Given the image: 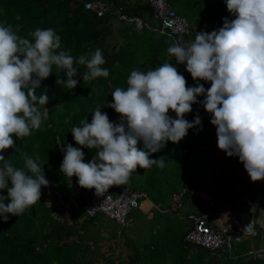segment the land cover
I'll return each instance as SVG.
<instances>
[{
    "label": "trees",
    "instance_id": "1",
    "mask_svg": "<svg viewBox=\"0 0 264 264\" xmlns=\"http://www.w3.org/2000/svg\"><path fill=\"white\" fill-rule=\"evenodd\" d=\"M111 1L124 12L139 15L150 24H155L151 8L142 0ZM170 2L191 24L190 33L178 37V41L182 38L184 44L192 42L197 32L218 30L225 18H235L228 13L225 0ZM83 4L84 0H0V22L11 24L14 29L20 25L18 35L31 39L29 32L37 28H51L61 38L60 50L79 56L91 54L99 48L106 60L102 67L109 70L107 78L83 82L79 74L86 69L78 66V76L75 78L79 83L70 91L64 85L55 83L57 78L65 77L62 70L53 66V73L42 80L37 89V94L44 92L49 97L45 105L48 109L47 119L42 121L41 129L33 130L30 136L19 140L13 137L19 146L18 151L9 148L0 153L5 158L11 156L18 167L24 166L21 153L33 159L38 155V162L50 181L47 188H41L40 201L21 215L16 217L9 214L7 222L0 221V264H263L261 259L252 255L236 259L212 257L207 250L186 244L183 241L185 225L179 230L178 224L168 220L169 216L179 219L177 213L159 211L157 217L165 214L166 218L161 222L160 230L153 233L155 241L149 244L141 242L137 246L131 241L132 238L120 239L122 243L118 241L120 244L115 246L122 247L124 256L114 254L116 247L112 249L113 253L111 250H98L97 241L92 238V228L100 223L102 216L88 217L84 214L82 206L92 189L79 187L77 177L68 180L60 171L64 156L61 146L71 144L81 148L75 143L71 129L80 126L82 120L90 123L91 112L98 105L111 103V92L116 87H127L126 80L132 70L147 71L164 62L175 64L174 57L167 53V48L174 43L166 35L144 26L137 30L129 23L119 21L120 24L114 29L113 20H117L116 17L97 16L95 12L85 9ZM176 67L185 77L187 86H195L197 81L185 70V65L177 64ZM198 83L203 84V81ZM197 99L203 100L204 97ZM41 111H44L43 107ZM101 111L107 113L111 122L120 119L119 114L111 108L102 107ZM197 114L202 121V130L189 129L180 142H167L161 151L149 157H162L166 166L159 168L153 165L149 169L137 166L128 184L136 191L146 193L155 206L164 207L174 191L192 183H205L206 190L218 203L223 200L236 209L254 205L256 195L248 185L243 164L238 157H228L217 148L216 129L210 124L211 114L197 103L192 105V111L185 115V119L191 122ZM169 115L175 118L174 113L170 112ZM208 145L221 157L220 161H213L210 169L205 165L209 159L206 153ZM137 146L142 148V142H138ZM82 151L87 163L97 150L82 148ZM116 187L112 186L109 190ZM0 195L7 196V190H0ZM71 198H74L73 202ZM55 199L56 203L49 205ZM236 249V252L243 250L239 246Z\"/></svg>",
    "mask_w": 264,
    "mask_h": 264
},
{
    "label": "clouds",
    "instance_id": "2",
    "mask_svg": "<svg viewBox=\"0 0 264 264\" xmlns=\"http://www.w3.org/2000/svg\"><path fill=\"white\" fill-rule=\"evenodd\" d=\"M225 4L234 19L225 18L218 30L197 32L188 44L181 38L169 46L167 53L175 64L132 70L127 87L111 92V103L98 105L90 123L82 120L71 129L81 148L61 146L60 171L68 180L75 176L79 187L102 193L126 185L137 166L164 168L162 157H149L167 142H180L189 129L202 130L198 114L191 122L185 119L197 103L211 114L217 148L228 157H238L252 182L264 180V0H225ZM20 27L0 22V153L9 148L18 151L13 137L19 140L41 129L49 97L37 94V89L53 73V66L65 77L55 83L70 91L79 83L78 66L86 69L79 74L83 82L109 76L102 67L106 60L101 49L73 56L60 50L61 38L53 29L37 28L28 33L29 39L18 35ZM177 64L185 65L197 81L195 86H187ZM199 81L210 82V87L205 89ZM201 96L204 99L198 101ZM102 107L118 113L119 121L111 122ZM82 148L97 150L87 163ZM21 155L23 167L0 154V190H7V196L0 195L3 222L9 214L17 217L40 201L41 188L50 184L39 156Z\"/></svg>",
    "mask_w": 264,
    "mask_h": 264
},
{
    "label": "built area",
    "instance_id": "3",
    "mask_svg": "<svg viewBox=\"0 0 264 264\" xmlns=\"http://www.w3.org/2000/svg\"><path fill=\"white\" fill-rule=\"evenodd\" d=\"M151 8L154 25L143 20L139 15L128 14L111 0H84V8L96 13L97 16L109 15L118 21L129 23L134 28L143 26L152 29L158 34L171 38L173 43L178 37L187 35L191 31V24L187 18L179 14L172 6L170 0H143ZM205 89L210 82L203 81ZM247 182L255 192L256 202L250 207L240 209L228 205L221 207L213 195L205 188L185 184L174 191L167 205H149L155 207L160 213H179L187 204L192 210L184 217L185 234L183 241L193 247H200L209 252L212 257L226 256L236 259L239 256L252 255L261 259L264 264V223L258 219L262 212L259 197H264V180L252 182L247 174ZM144 192L136 191L129 185L117 186L109 190L96 193L91 190L89 197L82 206L84 214L88 217L100 215L111 220L116 227L119 238L122 229L126 226L127 218L132 211L145 208L147 200ZM72 202L74 198H71ZM60 203V202H59ZM58 203V204H59ZM260 233V242L257 247L251 246L241 252H236L235 244L244 239H253Z\"/></svg>",
    "mask_w": 264,
    "mask_h": 264
},
{
    "label": "rangeland",
    "instance_id": "4",
    "mask_svg": "<svg viewBox=\"0 0 264 264\" xmlns=\"http://www.w3.org/2000/svg\"><path fill=\"white\" fill-rule=\"evenodd\" d=\"M172 6L176 10V6L173 5V4H172ZM113 23H114L113 24L114 25V29L120 24V22L118 20H113ZM135 29L140 30V28H135ZM181 65H183V64H181ZM206 153H207V155H209V159H207L205 165L209 169H210L213 161H220L221 160V157L218 156V155H216L215 149L212 148L209 145L207 146ZM126 185H129V184L127 183ZM192 185L197 186V187H200V188H205V183H192ZM131 188H133V187H131ZM243 188H244V190L246 189L245 185H243ZM133 189L135 190V188H133ZM113 190H111V191H113ZM56 199L53 202L51 201L49 203V205H54L56 203ZM219 203H220L221 207H226L228 205L223 200H220ZM147 205H149V203L147 201H145L144 202V206H147ZM166 205L167 204H165V206ZM259 205L262 207V212H264V197L262 195L259 197ZM191 210H192V205L191 204H187L182 210H180L179 213H177V215L179 216V219L176 218L175 216H169L168 220H172L176 224H178L179 225L178 226V229L181 230V229H183V226L185 225L184 217L186 216L187 212H189ZM147 211H149L148 214H143V212H142L141 209L132 211V213L130 214V216L127 218V223H126V228L128 229V230L126 229L127 230V233H131V234L130 235H127V233L122 232V234L120 233V236L121 237L120 238H117L116 237V232H115L116 230L114 229V231L113 230L112 231H113V235L115 236V238L118 239V241H120V239L121 240L122 239L125 240V239L132 238L131 241L135 245H137V246H140V243L141 242H146V243L149 244V243L155 241V234H153L154 233V229H152L151 227H152V225H154L158 221H159L160 224H161V222L163 223V221H165L166 215L165 214H161L159 217H157V215H159L160 213L156 209H153L152 210V208H150L149 210H146V212ZM258 219H259V221L261 223H264V216L262 215V213L258 215ZM100 223H101V225H106V226H108L110 228L112 227V224H111L112 221L111 220H108V219H105L103 217L101 218ZM100 229H101V231H100ZM151 229L153 230V232L151 231ZM102 232H103V234H102ZM107 232L110 233L109 232V228L103 227V229H102V227H100L97 224L96 226H94L92 228V238L93 237L95 238V240L97 241V244H99V242H102L103 243L102 237H104L107 240L109 239L111 241L112 238H108L109 236H106L107 235ZM110 235H112V234H110ZM89 239H91V238H89ZM118 241L115 240V239L112 240V242H114V244H118L119 243ZM242 241H243L242 244H240V243L237 244V245L235 244V247L239 246V248L247 249L246 246H248V242H249L248 239H244L243 238ZM253 241H254V245L257 247L258 244H259V242H260V233H259V231H258L257 237H255L253 239ZM102 246H100V247H102ZM121 246H122V244H121ZM120 248H121L120 250H119V247H116L115 248L114 254L116 256H117V253H120V255L121 254L123 255L124 251H123L122 247H120ZM111 253H113L112 250H111ZM109 255H112V254H109ZM92 256L93 255H91L90 257H92ZM116 256H114V257L116 258Z\"/></svg>",
    "mask_w": 264,
    "mask_h": 264
},
{
    "label": "crops",
    "instance_id": "5",
    "mask_svg": "<svg viewBox=\"0 0 264 264\" xmlns=\"http://www.w3.org/2000/svg\"><path fill=\"white\" fill-rule=\"evenodd\" d=\"M150 205L153 203V202H151L149 199H147L146 200ZM230 205H228V207H229ZM151 207L150 206H147V207H145L143 210H142V212H143V214H148V212L149 211H147L146 212V210H149ZM151 211V210H150ZM151 214V213H150ZM106 219V218H105ZM103 220V219H102ZM112 224V227L110 228V227H108V226H106V225H101V223H99L98 222V225L100 226V227H102V229H103V227H107V228H109V232L110 233H108L107 232V235L106 236H109L108 238H112L111 239V241L108 239H105L104 237H102V241H103V243L102 242H99V244L97 245L98 247V250H100V251H105V250H112L114 247H118V246H115L116 244H114V242H112V240H117L118 241V239H116L115 238V236L113 235V231H114V229L116 230V227H115V225L113 224V223H111ZM162 224V223H161ZM161 224L159 223V221L158 222H156L154 225H152V229H154V232L155 231H158L159 229H160V227H161ZM127 228L125 227V228H123V230H122V232H125V233H127V230H126ZM151 229V231L153 232V230ZM113 230V231H112ZM100 231H101V229H100ZM116 232V231H115ZM122 232H121V234H122ZM102 234H103V232H102ZM110 234H112V235H110ZM117 234V233H116ZM131 233H127V235H130ZM116 237H117V235H116ZM121 237V236H120ZM119 237V238H120ZM118 238V237H117ZM254 239V238H253ZM253 239H248V246H246V248L248 249V248H250L251 246H253V247H256L255 245H254V241H253ZM121 241V240H120ZM111 242V243H110ZM120 243H122V241L120 242ZM119 243V244H120ZM103 245V246H102ZM114 245V246H113ZM100 246H102V247H100ZM92 248H95V247H92ZM121 248H120V246H119V250H120ZM242 251H244V249L242 250ZM241 252V251H240Z\"/></svg>",
    "mask_w": 264,
    "mask_h": 264
}]
</instances>
